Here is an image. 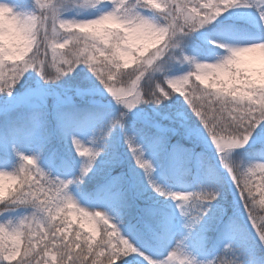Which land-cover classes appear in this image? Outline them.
<instances>
[{
	"label": "snow or ice",
	"instance_id": "snow-or-ice-1",
	"mask_svg": "<svg viewBox=\"0 0 264 264\" xmlns=\"http://www.w3.org/2000/svg\"><path fill=\"white\" fill-rule=\"evenodd\" d=\"M242 2L247 3V0H203L202 3L199 0H163L162 4H154V0H85L82 5L99 6L101 14L84 20L62 16V7L74 3L73 0H57L51 5L35 0L37 11L27 15L14 14L9 6L0 3V94L12 95L24 74L31 72H35L44 85L54 84L65 76L71 79L70 74L85 69L95 81L89 85L69 83L59 93L38 87L18 98L20 102L30 103L33 109L27 120L36 132L37 149L23 153L12 147L19 164L12 173L0 171V203L4 205L3 210L8 206H24L32 211L16 222L0 223V264H32L33 260L35 264H133L134 258L125 261L123 257L137 251L133 247L136 241L130 243L121 235L108 212L139 214L153 239L163 230L162 209L155 203L140 207L136 202L146 199V189L139 182L137 170L142 172L145 183L155 194L177 202L180 215L186 217L185 228L191 230L202 225V238L217 224L222 225V232L236 231L239 227L236 214L229 216L223 202L217 201L218 190L170 192L152 178L153 164L145 159L142 144L157 152L168 150L170 134L182 133L189 138L204 139L200 128L188 122L189 108L199 118V124L234 185L240 209L255 229L259 244L264 246V222H256L249 205V199H255L250 173L257 175L254 170L258 169L260 182L264 184V162L242 165L229 158L230 150L244 148L250 139L264 145V47H252L264 46V42L227 47L226 53L213 63H202L195 55L184 54L180 39ZM109 5L110 10L104 11ZM136 9L155 15L146 16ZM260 16L264 21V9ZM57 25L67 33L59 39ZM81 43L83 49L74 52L73 47ZM42 45L45 59L40 58ZM150 47L153 51L145 56ZM49 48L53 65L57 61L60 65L55 75L46 67ZM59 49L65 51L58 52ZM201 55L208 59L216 56V51L210 49ZM121 61L125 69L130 62L137 63L135 72L139 75L132 81V88L116 87ZM173 61L188 63L190 68L183 75L171 77L169 69ZM8 62H12L10 68ZM193 75L204 88L192 84L187 91L183 90ZM142 77L149 81H166L180 95L165 91L161 83L141 93L136 85ZM50 95L55 97L52 103L56 120L54 130L50 129L47 118ZM105 96L106 104L101 102ZM181 96L186 109L174 113L149 114L139 108L140 105L181 100ZM86 97H100L101 100L90 99L86 108H78L76 98ZM0 111L7 113L9 108L0 105ZM130 114L134 116L131 122L128 120ZM77 120L103 123L94 137L84 142L73 132ZM54 136L66 142V151L49 153L45 163L54 169L53 175L41 166L40 151ZM84 143L90 147H83ZM121 146L126 149V158L120 151ZM0 149L6 150L4 138H0ZM168 152L173 158L187 159L193 155L191 149L179 143L172 145ZM125 159L130 162L128 168L113 175L114 169L123 168ZM98 175L105 177L99 186L101 196L89 200V207L85 208L70 194L69 187H79L86 178L93 180ZM78 195L85 198L79 192ZM189 202L191 211L185 207ZM93 209L98 210L91 211ZM66 211L71 222L63 215ZM73 213H79L80 228L85 229L87 235L72 227L76 220ZM131 228L143 236L135 225ZM21 242H24L23 247ZM177 252L183 257L179 264H196L181 251L179 242L166 259L153 260L145 255V264H170ZM216 264H234V261L220 259Z\"/></svg>",
	"mask_w": 264,
	"mask_h": 264
},
{
	"label": "trees",
	"instance_id": "trees-1",
	"mask_svg": "<svg viewBox=\"0 0 264 264\" xmlns=\"http://www.w3.org/2000/svg\"><path fill=\"white\" fill-rule=\"evenodd\" d=\"M19 4L21 6H29V5H34L35 0H18ZM130 2H134V0H130ZM163 0H154V4H162ZM42 4L45 5H51L53 3H57V0H41ZM69 4L64 5L62 8L66 7ZM97 9L101 10L99 6H96ZM111 8V5H110ZM149 8L152 9L153 11H155V9L152 8V5H149ZM51 9L49 8L48 11H50ZM110 10V9H109ZM141 11L144 12V14L146 16H154V13H151L147 10L144 9H139ZM39 14V10L37 12ZM50 13V12H49ZM222 15V14H221ZM230 20L237 22L238 24H243L246 23L245 22V18L243 16H237L234 18H231ZM225 19H221L220 16L217 17L215 20L211 21L208 25H205L199 29H197L196 31L190 33L188 36H184L181 37V47L183 49H187L188 52L185 55H190L191 52H194V47L198 44L202 45V48H206L209 45H216L218 44L217 42L210 40V38L208 39L209 36H212V34L217 31L218 28H220L221 24L225 23ZM218 46V45H217ZM70 46H66V48H68ZM83 47V44L81 43L78 46H74L73 47V51L74 52H79L80 49ZM191 48H193L192 50H190ZM65 49H61L59 52H64ZM153 49L150 47L148 49V52H146L144 55L147 56L148 53L152 52ZM177 51H179V49H177ZM41 59H45L44 56V46H41V55H40ZM176 61H173L171 66H170V70H169V74L172 72L171 67L173 65V63H175ZM53 60H52V56H48L46 58V67L47 70L52 74L55 75L56 74V67L60 66L59 65V61L56 62V66H54L53 64ZM121 68L118 71L117 74V85H125L127 82H130L131 80H133L136 75H139V73L135 72V69L137 67V63L135 61H132L129 63L128 68H124L123 67V62L121 61ZM83 68V66H81ZM190 65L188 63H185L183 66H180L176 69V71H183L187 68H189ZM71 79L69 78V76H65L63 79L55 82L54 84H48V85H44V82L40 80L39 76H35V73H32L31 75L28 74L27 77H22L21 81L19 82V84H17L14 88L17 91L19 88H17L18 86H22L24 85L25 87H29L31 89L35 88L37 89L38 87H45L47 88L49 91L53 92V93H59L62 92L63 89L69 84H84V85H89L90 83H95L94 78H91V74L87 72V70L85 69V71H82L80 73H72L70 74ZM23 81V82H22ZM22 83V85H20ZM157 83H161V81H149L147 79H145L144 77L141 78V80L139 81V83L137 84V88L139 90V92L143 93L146 91H149L150 89L154 88L155 85ZM195 84L198 88L203 89L204 86L200 85L199 81H197L195 79V75H193L190 78L189 81V85H185L184 89L185 91H187L190 87V85ZM161 87L168 92H171L174 96H179V92H175L173 91V89L171 88L170 85L167 84V82H163L161 83ZM209 91H211V89H209ZM8 96V94L4 93V94H0V105H7L5 103H2V100L4 98H6ZM101 100L100 97H91V98H85L83 100H81L80 98H76L75 103L76 106L80 109H84L88 106L89 104V100ZM181 100H170L165 102L162 105H140L139 108L143 109L144 112L149 113V114H153V112H157L159 114H164V113H174L176 111H180V110H184L186 109V105L183 104V97H180ZM102 103H107V97L105 96V98L103 100H101ZM9 106V105H8ZM136 110H134L135 112ZM191 109L189 108V111H187V119L188 122L195 127H199L200 129L203 130L202 125L199 124L198 121V117H195V113H191L190 112ZM48 113L50 114V118H48V122H49V127L50 129H55V125H56V120H55V113L52 110V103L51 101H48ZM28 112L26 113L25 109H15L12 110L10 112H8V114H3L2 116H0V135L4 136L6 141H10L11 139L14 141V143L17 144H25L29 138V136L33 135L34 133H36L33 129V127L28 123L27 120V116H28ZM130 117V116H129ZM128 120L131 122L132 118H129ZM158 118V117H157ZM78 120L75 122L77 123ZM81 122V121H80ZM100 122V127L102 126L103 121H99ZM164 124H168V121L163 122ZM175 126V125H173ZM204 131V130H203ZM255 135V134H254ZM185 135H183L182 133H177V134H170L167 138L168 143L170 144H180L182 145L184 148H188L191 149L192 154H196V153H202V148H200L199 145H194L192 143H189V141L184 137ZM178 138V140L176 139ZM11 140V142H13ZM52 142H56L58 144V147L61 151H63V153L65 152V145L66 142L62 141L61 139H59L58 137L54 136V138L52 139ZM189 143V144H188ZM50 145V143L48 144ZM262 149L264 150V145L260 144L259 142H256L253 146H249L248 148H244L241 149L239 151H236L234 154H231L229 156L230 159H232L235 162H239L242 165H246L248 163H253V158L257 155V152ZM121 153L125 156V158L127 157V153H126V149L121 146L120 149ZM73 159H75V156L72 155ZM214 155H206L204 154L203 156V169H204V175L207 179H209L212 183H213V188L211 189H205L203 187H201L198 184H194L193 187V192H198V191H217L219 192V195L217 196V201H222L223 204L226 207V211L228 213L229 216L233 215V213L236 214L237 220H238V229L236 231H233L236 234V240L235 243L231 246L229 251H225L224 249L221 248V240L223 238V233L222 232V225L221 224H217L215 229L212 231L207 232L206 234H204L203 238H202V234H201V227L202 225H196L195 227V231H196V237L193 238V241L196 243L197 248L201 251V252H208V254L211 252H214L213 257H214V261L217 262L218 260H223L224 257L228 256L231 253H235L237 255L234 254V256H232V258H237L240 259L243 262H246V264H250L251 260L247 259V255L251 254V255H259L261 252V248L258 246V244H256V241L254 239V237L252 236V234L249 232V229L246 225V223H244V219H243V214L246 216V214L240 209L239 203H238V194L235 191L234 185L232 184L231 180H229L227 182L224 173H223V168H221L220 166V162L215 160ZM129 161H127V159H125V164L123 166V168H116L113 170V175H119L121 171H125L128 166H129ZM46 171L50 172L51 174H55V172L52 171V169L49 168H45ZM138 171V179L139 182L145 187L146 191H145V200H137V204L140 207H143L146 203L147 204H152L155 203V205L160 208V209H169V204L171 202L170 198H164L161 196H158L157 194H155L150 187L147 186V184L144 181L143 178V174L142 172ZM257 175H252L250 173V175L252 176V195L253 197H255L254 200L249 199V205L253 208V214L256 217V222L257 223H262L264 222V203H261L262 200H264V184H261L260 182V177L258 176V172L259 170H254ZM168 181L169 179L166 178ZM105 180V177L103 175H98L96 176L95 179L93 180H88L86 178V182L84 183V190H80L79 187L75 186L78 191L83 194V195H87V196H94V197H100L101 196V191H100V185L103 183V181ZM81 186V185H80ZM164 190L168 191V189L161 184L160 185ZM16 186L14 185L13 188H15ZM12 189H9V191H11ZM133 197H135V193L132 194ZM247 195V194H245ZM91 199H93V197H90ZM215 203V202H213ZM185 207H187L189 209V211H191V202H189L187 205H185ZM20 208L19 210L21 211H25L26 209H28V207H18ZM2 208H0L1 211ZM107 210V209H106ZM71 211V210H68ZM108 214L115 219L116 223L118 226H122V225H128V226H138L141 224V222L143 221L141 219V217L139 216V214H133V215H129L126 213H113L111 211L108 212ZM66 218L69 219V222H71V218L68 217V212L66 211L63 214ZM25 216V215H24ZM73 216L76 217L75 223H72V227L78 229L79 231H81L82 233H84L85 235H87L88 233L85 231V229L80 228V219H79V213H73ZM4 217V216H3ZM5 219V218H4ZM2 219V216H0V223H4L5 220ZM155 225V224H154ZM99 237H97L98 239ZM24 242H21V247H23ZM9 247H11V242L9 241ZM247 253V254H246ZM136 256V252L129 254L128 256L123 257V259L125 261H128L130 258H135ZM260 256V255H259ZM229 257V256H228ZM231 258V256L229 257ZM37 259H39V257H37ZM50 259V256H49ZM253 261V260H252ZM264 263V261L258 260L255 261V264H261ZM32 264H35V260L32 261ZM133 264H137V262H135L133 260Z\"/></svg>",
	"mask_w": 264,
	"mask_h": 264
},
{
	"label": "rangeland",
	"instance_id": "rangeland-1",
	"mask_svg": "<svg viewBox=\"0 0 264 264\" xmlns=\"http://www.w3.org/2000/svg\"><path fill=\"white\" fill-rule=\"evenodd\" d=\"M73 2L74 3H69V5L61 9L62 16L66 19H76V20L93 19V18H96L99 14H101V10L97 9L96 7L82 5L83 3H85V0H73ZM199 2L202 3L203 0H199ZM0 3L6 4L7 6H9L12 9L14 14L27 15V14L34 13L37 11L35 8V5L23 7L19 5L18 0H0ZM109 9H110V6H108L107 9H104V11L109 10ZM262 9H264V3H261L260 0H247V3L242 2L239 6L229 8L228 10L222 13V15L220 16L221 19H228L229 17L241 16V15L248 16L250 18L248 19L250 25L249 26H246V25L237 26L234 24H230L229 26L227 25L228 26V29H226L227 31L216 33L214 38L220 41L221 43H223L224 45H226V47L247 46L251 43L264 42V21L261 20V16H260V11ZM136 10L141 11L139 9H136ZM95 11H97L98 13H94ZM49 12H50L49 15H51V10ZM141 12L143 15H145L143 11ZM57 28H58V34H59V36L57 37L58 39L59 37L67 34L64 29L59 28V25H57ZM49 35L51 36L50 22H49ZM60 42L62 43L63 41L60 40ZM83 47L80 50H82ZM60 50L61 49H59L58 52ZM194 50H196V52H194L193 55H195L197 60L202 63H213L215 59L219 57L217 56V57H213V59H204L201 54L204 52H207L208 50L203 49L201 44L196 45L194 47ZM187 52H188L187 50H184V54H186ZM29 55H32V53H29ZM47 55L52 56L50 48L48 49ZM184 64L185 63H178V62L173 63L171 67V70L173 72L169 76L176 77V76L185 74L189 69L181 71V72H176V69L180 66H183ZM8 65L10 68L12 66V62H8ZM32 73H35V72L25 73L24 77H27L28 74L31 75ZM35 76H37L36 73H35ZM133 80H135V78ZM133 80H131L130 82H127L124 86L116 84V87L117 88H132ZM22 82L20 85L24 84ZM17 88L19 89L16 91L14 88L12 95H8L6 98H4L2 100V103L7 104V106L9 105L8 112L21 108V109H25L26 113L27 112L30 113L33 110L30 103L20 102L18 98L29 95L33 90L36 89L35 86H34V89H31L27 86L25 87L24 85L18 86ZM136 88H137V85H136ZM54 98H55L54 95H50L48 97V101H51V103H53ZM113 109H114V106H113ZM8 112L5 113L3 111H0V116H2L3 114H8ZM153 113H157V112H153ZM129 116H130L129 118H132V120L134 119V116L132 114H130ZM49 117H50V114H48L47 118ZM99 128L100 127H98V122L83 121L81 122V124L75 125L73 127V132L74 134L78 135V138H80L82 141L88 142L91 138L94 137V135L96 134V131ZM200 133H201V136L204 137V139H199V138L193 139V138H189L186 136L184 137L189 141V143H192L194 145H199L200 148H202L201 152L203 155L204 154L214 155L216 156L215 160L219 162V159L216 155V151L214 147L212 146L211 141L207 139V134L202 129H200ZM0 138H2V136H0ZM35 138H37L36 135H33L32 137L29 138L30 139L29 141L33 145L26 144L21 147H18L16 150L19 152H23V153L35 152L37 149V144H36V141L34 140ZM176 139L178 140V138ZM256 142H258L256 139H250L248 145H246L244 148L253 146ZM56 147H57L56 144H51L50 146L45 147L44 149L40 151V160H41L42 167L47 168L45 161L47 160L49 153L53 151H58ZM83 147H90V145L87 143H84ZM141 147L144 150L145 159H149L153 164L152 178L156 181V183L160 184L161 183L160 181L165 180L167 176L171 178L172 181H174V186L172 189H170L171 192H183V193L192 192L189 186V180H186V178L188 179V176L190 175H192V177H194L197 182H200L201 185L205 189L213 188V183L209 179L204 178L202 158H201L202 155L195 156L193 161L191 162L189 158L184 159V158L171 157L168 152L171 146L168 143H167L168 150L166 151L154 152L153 150L149 149L144 144H142ZM7 148L8 146L6 145V150L0 149V171H7L9 173H12L13 169L18 166L19 161L15 154L13 158L8 159L9 156L12 155V150H11L12 148L11 147H9L8 149ZM244 148L230 150L229 156L231 154H234L236 151H239ZM257 154L258 155L256 156V159L253 160L254 161L253 163L264 162V151L259 150ZM2 161H5V162H2ZM166 162H167L166 167L168 168V170L165 171L164 168H165ZM187 164L189 165L188 167H186ZM221 168L223 167L221 166ZM223 173H224V176L227 182L231 180L224 168H223ZM69 191H70V194L73 195L77 199V201L80 203L81 206H84L85 208L89 207L88 205H85L83 202H81V197L78 195V192L75 189L69 187ZM176 203L177 202L173 200V205L175 206V209H176L175 213L167 214L165 212L164 214H162V217H161L163 231L165 232L166 236L162 238L158 237L157 239H153V238L151 239L155 241L156 243H158L156 251L154 250L152 251L149 245L146 244L144 240L141 239L140 235H138L137 232L134 231L132 228L131 229H127V228L121 229L123 236L129 239L130 243L133 240L136 241L135 243H133V247L137 249V256L135 257L136 262H138V264H145V260H144L145 255L150 257L153 260H163L164 258L166 259L167 258L166 256L168 255V253L172 249H174L177 246V242H179L181 251L188 258L194 259L196 261V264H207L208 261H212L213 264H216V262H214V259L211 256L203 255L202 252H200L198 249H195L193 247L191 238L193 237V234H195L193 230L194 227L191 230L184 227L186 217L180 215V211L176 207ZM0 208H2L0 211V216H2V219L5 218L4 219L5 222L6 221L16 222L21 217H23L19 215L20 208L18 207L8 206L7 210H3L4 205L3 203H0ZM96 210L98 209H93L91 211H96ZM31 211L32 209L29 207V210L26 215L30 214ZM242 217L245 221L244 223H246L249 229V232L254 237L256 244H258V246L261 248V252L259 254L260 256L249 254L247 255L246 258L251 261L252 260L264 261V246H261L258 240L256 239L255 229H252L250 223L247 220V217L244 214ZM170 221L172 222L171 226H169ZM144 232H143L144 233L143 235L152 236L151 232L147 231L146 229ZM234 237L235 235L233 233H230L229 235L224 236L221 245L226 252L229 251L231 247L230 245L232 241L234 240ZM225 245H227V248H225ZM141 253H143V255H141ZM234 254L235 253L229 254L228 256L229 257L231 256V258L226 256L224 257L223 260L234 261V264H246V262H243L240 259L232 258ZM182 258L183 257L179 255V252H177V254L173 257V260L170 261V264H179V261ZM261 264H264V263H261Z\"/></svg>",
	"mask_w": 264,
	"mask_h": 264
},
{
	"label": "clouds",
	"instance_id": "clouds-1",
	"mask_svg": "<svg viewBox=\"0 0 264 264\" xmlns=\"http://www.w3.org/2000/svg\"><path fill=\"white\" fill-rule=\"evenodd\" d=\"M252 47H264V46H260V45H253Z\"/></svg>",
	"mask_w": 264,
	"mask_h": 264
}]
</instances>
